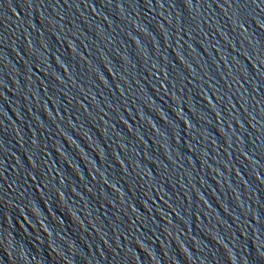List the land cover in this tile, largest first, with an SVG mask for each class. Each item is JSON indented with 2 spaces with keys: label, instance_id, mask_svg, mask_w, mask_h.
<instances>
[{
  "label": "water",
  "instance_id": "1",
  "mask_svg": "<svg viewBox=\"0 0 264 264\" xmlns=\"http://www.w3.org/2000/svg\"><path fill=\"white\" fill-rule=\"evenodd\" d=\"M0 264H264V0H0Z\"/></svg>",
  "mask_w": 264,
  "mask_h": 264
}]
</instances>
